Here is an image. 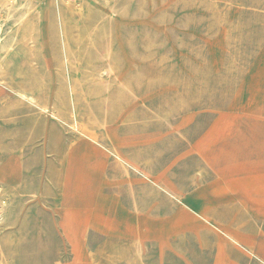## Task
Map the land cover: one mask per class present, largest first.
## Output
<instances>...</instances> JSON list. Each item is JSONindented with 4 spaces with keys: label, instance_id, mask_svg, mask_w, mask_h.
<instances>
[{
    "label": "rangeland",
    "instance_id": "obj_1",
    "mask_svg": "<svg viewBox=\"0 0 264 264\" xmlns=\"http://www.w3.org/2000/svg\"><path fill=\"white\" fill-rule=\"evenodd\" d=\"M70 1L0 0V264H71L96 200L183 226L84 264H264V0Z\"/></svg>",
    "mask_w": 264,
    "mask_h": 264
},
{
    "label": "crops",
    "instance_id": "obj_2",
    "mask_svg": "<svg viewBox=\"0 0 264 264\" xmlns=\"http://www.w3.org/2000/svg\"><path fill=\"white\" fill-rule=\"evenodd\" d=\"M252 186L250 185H241V184H232L229 183L227 185H225V187L223 189H221V193L225 194L224 192H237L238 191V196L240 198H243L246 193H250L252 191ZM220 193V194H221ZM80 196V193H79ZM98 200H96L95 202V206H98L100 204V207H103V211L102 213L97 217L96 222L105 225L108 227L109 230H105L102 229L98 226L95 225H90L89 227L85 228L84 231V236L82 237V244L84 242V238L86 236V233L88 231L89 228L94 229V230H98L103 232L106 235H111L114 233V229H115V225L117 223H124L125 228H124V236L125 237H129V238H135V239H139L140 241L143 240L144 238H151V239H156L158 240V242L160 243V245H163L168 236L170 234H173L174 232L179 231L180 229H182L183 225H179L177 226V228L175 229H170V225L173 223H175V219H171V220H163V221H158L156 223H153L151 221H149L147 218H136V217H128L126 215L123 214L122 211H120L117 208V202L115 200L112 201H100L99 204L97 203ZM188 209V208H186ZM77 213V215H80L79 219L77 220V223H81L82 221V217L83 215L86 213L87 209H78L75 208L74 209ZM67 211V209L65 210V212ZM64 212V215H65ZM118 213L121 214L118 215ZM64 215H63V219L61 222V232L62 235L64 237V239L66 240L68 246L71 248L70 251L72 250V243L70 242V240L68 239V237L65 235L64 231H63V220H64ZM196 218H198L197 216H194ZM204 217V216H203ZM83 232V231H82ZM80 256L83 257V249L81 248L80 250ZM73 255V252H72ZM73 259V258H72ZM78 262L81 264H84V258H79ZM59 264H63V263H59Z\"/></svg>",
    "mask_w": 264,
    "mask_h": 264
},
{
    "label": "bare ground",
    "instance_id": "obj_3",
    "mask_svg": "<svg viewBox=\"0 0 264 264\" xmlns=\"http://www.w3.org/2000/svg\"><path fill=\"white\" fill-rule=\"evenodd\" d=\"M10 2L13 3L14 0H10ZM15 4H14V6H15ZM68 5L70 7L71 6L73 7L75 5L74 1L71 0L68 3ZM77 10H78V12H80V6L79 5L77 6ZM93 122L96 123V119H94ZM97 126L101 127L102 125L100 123H97ZM75 131H76V129H75ZM107 137L109 138V140L112 141V139L109 136L108 130H107ZM76 194H77L76 197L78 199H81L79 196V191L76 192ZM67 195H68L67 199H69V195H70L69 190H67ZM95 205L96 204L94 203L93 208L87 209L86 213L82 217L81 223H77V220L79 219L80 215H77L76 211L74 210L75 208L68 207L67 211L65 212L62 225H63V231H64L65 235L68 237V239L72 243L73 259H72L71 264H81L78 262V259L83 258L80 256L79 252L82 248V237L84 236L83 233H84L86 227H89L90 225H95V226H98L102 229L109 230L107 226L96 222L97 217L102 213L103 209H98V208H96ZM188 206H190V205H188ZM0 229H1V227H0Z\"/></svg>",
    "mask_w": 264,
    "mask_h": 264
}]
</instances>
